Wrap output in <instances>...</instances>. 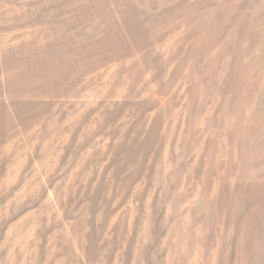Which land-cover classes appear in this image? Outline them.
I'll return each mask as SVG.
<instances>
[{
    "label": "rangeland",
    "instance_id": "obj_1",
    "mask_svg": "<svg viewBox=\"0 0 264 264\" xmlns=\"http://www.w3.org/2000/svg\"><path fill=\"white\" fill-rule=\"evenodd\" d=\"M0 264H264V0H0Z\"/></svg>",
    "mask_w": 264,
    "mask_h": 264
}]
</instances>
